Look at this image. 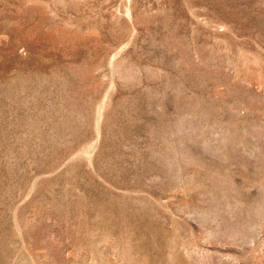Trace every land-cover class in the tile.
<instances>
[{
    "label": "rangeland",
    "instance_id": "obj_1",
    "mask_svg": "<svg viewBox=\"0 0 264 264\" xmlns=\"http://www.w3.org/2000/svg\"><path fill=\"white\" fill-rule=\"evenodd\" d=\"M0 264H264V0H0Z\"/></svg>",
    "mask_w": 264,
    "mask_h": 264
}]
</instances>
